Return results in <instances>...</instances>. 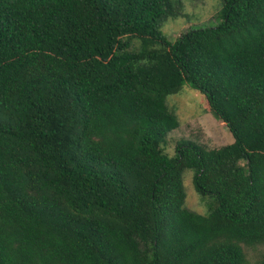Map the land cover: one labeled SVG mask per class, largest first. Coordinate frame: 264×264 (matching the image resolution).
<instances>
[{
    "label": "trees",
    "instance_id": "obj_1",
    "mask_svg": "<svg viewBox=\"0 0 264 264\" xmlns=\"http://www.w3.org/2000/svg\"><path fill=\"white\" fill-rule=\"evenodd\" d=\"M173 5L0 0V264H244L264 243V0L170 41ZM183 82L232 144L163 152Z\"/></svg>",
    "mask_w": 264,
    "mask_h": 264
},
{
    "label": "rangeland",
    "instance_id": "obj_2",
    "mask_svg": "<svg viewBox=\"0 0 264 264\" xmlns=\"http://www.w3.org/2000/svg\"><path fill=\"white\" fill-rule=\"evenodd\" d=\"M224 0H173L177 16H169L160 22V28L168 40L174 41L180 33L190 27L211 26L219 22ZM134 40L131 49L138 48ZM166 106L178 121V126L167 133L162 144L163 152L173 157L179 143L192 142L205 150L219 149L233 143V136L224 122L210 109L203 94L188 82H183L179 91L166 97ZM240 165L245 162L240 160ZM194 170L183 171L185 190L184 207L200 215H207L216 206L210 195H201L192 184ZM244 253V264L264 261V243H240Z\"/></svg>",
    "mask_w": 264,
    "mask_h": 264
}]
</instances>
